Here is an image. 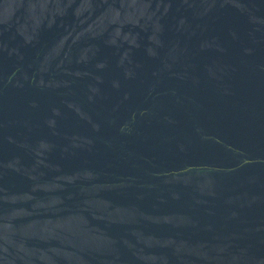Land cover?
<instances>
[{
    "label": "water",
    "instance_id": "water-1",
    "mask_svg": "<svg viewBox=\"0 0 264 264\" xmlns=\"http://www.w3.org/2000/svg\"><path fill=\"white\" fill-rule=\"evenodd\" d=\"M0 264H264V0H0Z\"/></svg>",
    "mask_w": 264,
    "mask_h": 264
}]
</instances>
